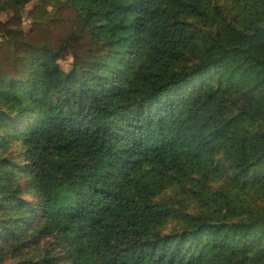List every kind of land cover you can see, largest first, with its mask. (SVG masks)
I'll return each instance as SVG.
<instances>
[{
    "label": "trees",
    "instance_id": "trees-1",
    "mask_svg": "<svg viewBox=\"0 0 264 264\" xmlns=\"http://www.w3.org/2000/svg\"><path fill=\"white\" fill-rule=\"evenodd\" d=\"M28 17L0 21V264H264V0Z\"/></svg>",
    "mask_w": 264,
    "mask_h": 264
},
{
    "label": "rangeland",
    "instance_id": "rangeland-1",
    "mask_svg": "<svg viewBox=\"0 0 264 264\" xmlns=\"http://www.w3.org/2000/svg\"><path fill=\"white\" fill-rule=\"evenodd\" d=\"M9 4L10 3L8 2V0L0 1V21L6 23L11 18H13L17 12H19L22 16L21 28L24 32H28L32 27V21L30 17H28L29 13L32 12L35 7L40 4V0H31L29 3L23 5L22 8H8L7 10H5L4 8H6ZM48 10H52V6H49ZM12 28L16 29L17 26H13ZM4 39L5 38L3 36L0 37V41ZM72 62L73 56L69 55L66 60L60 61V65L64 70L68 71L72 66Z\"/></svg>",
    "mask_w": 264,
    "mask_h": 264
}]
</instances>
